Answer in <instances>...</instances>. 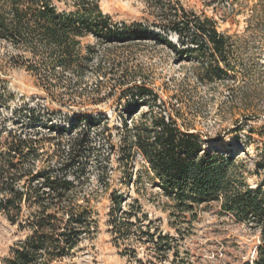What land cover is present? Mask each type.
Here are the masks:
<instances>
[{
    "label": "trees",
    "instance_id": "16d2710c",
    "mask_svg": "<svg viewBox=\"0 0 264 264\" xmlns=\"http://www.w3.org/2000/svg\"><path fill=\"white\" fill-rule=\"evenodd\" d=\"M148 1L150 8L160 13V22L152 25L159 33L152 34L141 24L129 33L120 30L101 10L100 0H0V43L20 52L22 62L17 65L26 68L47 89L56 90L62 85L82 88L89 72L114 81L110 86L104 80L92 87L87 84L75 97L80 99L79 104H85V98L103 102L115 95L119 101L132 100L124 110L121 126L115 130L121 135L119 162L133 168L138 155L144 161L134 175V184L146 187L148 183L158 188L170 201L171 215L184 221L186 214L194 218L202 205L218 203L222 213L259 232L253 257L242 264H264V181L256 187L249 185L244 165L208 150L200 132L179 123L183 119L180 109L169 105L175 109L171 112L155 89L145 81L137 82L128 70L118 74L115 62L100 61L93 66L96 52L92 46L84 51L82 40L88 35L96 37L100 46L120 47L152 35L167 41L179 62L197 61L201 82H225L235 66L230 59V36L218 30L217 22L189 11L183 0ZM57 3H63L66 9L60 11ZM170 34L178 38V45L168 39ZM102 93L103 98H99ZM143 107L149 111L140 120L132 117L129 124L128 115ZM3 123L0 113V213L28 234L0 264H53L69 258L98 226L88 194H84L82 184L70 178L69 171L92 150L94 128L103 124L98 136L103 143H110L113 129L108 118L95 120L83 114L68 129L53 125L47 128L51 134L42 136L39 132L32 135L8 130ZM79 128L82 130L69 140L65 164L51 165L44 146L56 138L52 132L62 139ZM41 161L43 166H38ZM256 169L258 174L264 172V149ZM134 176L128 174L127 185ZM112 198L117 212L122 211L120 216L112 215L110 221L116 240H128L134 234L140 241L152 243L159 253L174 250V237L151 233V224L144 227L147 218H139L142 208L138 203L123 211L122 194L114 192Z\"/></svg>",
    "mask_w": 264,
    "mask_h": 264
},
{
    "label": "rangeland",
    "instance_id": "374dc122",
    "mask_svg": "<svg viewBox=\"0 0 264 264\" xmlns=\"http://www.w3.org/2000/svg\"><path fill=\"white\" fill-rule=\"evenodd\" d=\"M183 4L189 11L216 21L218 30L230 36V59L235 70L229 72L225 82H201L197 61L179 62L167 41L152 35L123 47L100 46L96 37L88 35L82 40L84 51L87 46L93 47L96 52L93 66L100 61L104 64L105 61L115 62L118 74L128 70L127 74L133 73L137 82L145 81L163 102L180 109L183 119L179 123L200 132L208 150L233 157L244 165L246 182L256 187L264 181V172L258 174L256 169L264 149V0H183ZM57 6L60 11L66 9L63 3H57ZM100 7L124 32L129 33L138 24L152 34L160 31L152 27L160 22V13L150 8L148 0H100ZM168 39L174 45L179 44L174 34ZM21 60L20 52L0 43L2 126L32 135L39 132L42 136L51 134L47 128L53 125L68 129L77 117L85 114L95 120L107 117L109 127L113 129L110 143H103L98 133L104 125L94 128L91 131L92 150L69 171L70 178L82 184L84 194L91 200L98 221L97 231L91 238L84 237L71 257L53 264H242L253 257L260 240L258 230L222 213L218 203L202 205L194 218L186 214L184 221L171 215L170 201L158 188L148 183L146 187L134 184V175L142 169L144 161L138 155L133 168L119 162L121 135L115 130L121 126L124 110L132 100L119 101L115 95L103 102L85 98V104H79L80 99L75 97L87 84L92 87L104 80L110 86L109 83L114 81L89 72L82 88L67 87L62 83L61 88L51 90L26 68L19 67L17 62ZM103 96L104 93L99 98ZM148 111V107L134 109L127 122L132 124V117L140 120ZM84 125L85 122L81 127ZM82 128L62 139L52 132L56 138L44 146L45 158L51 159V165L61 167L65 164L69 140ZM250 130L254 132L250 133ZM38 166H43L42 161ZM128 174L134 177L127 185ZM114 192L123 196V211L129 210L133 203L141 206L139 218L146 216L143 224L144 227L151 224V233L174 237V250L159 253L152 243L142 242L134 234L128 240H116L110 221L112 215L120 216L122 211L115 209ZM27 234V230L12 225L0 213V263Z\"/></svg>",
    "mask_w": 264,
    "mask_h": 264
}]
</instances>
